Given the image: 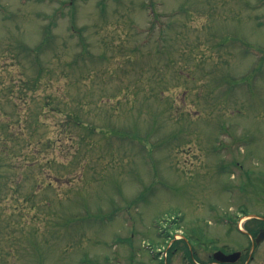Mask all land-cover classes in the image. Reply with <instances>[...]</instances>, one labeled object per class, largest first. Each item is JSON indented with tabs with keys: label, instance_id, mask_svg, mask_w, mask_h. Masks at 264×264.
I'll return each mask as SVG.
<instances>
[{
	"label": "rangeland",
	"instance_id": "374dc122",
	"mask_svg": "<svg viewBox=\"0 0 264 264\" xmlns=\"http://www.w3.org/2000/svg\"><path fill=\"white\" fill-rule=\"evenodd\" d=\"M261 183L264 0H0V264L243 248Z\"/></svg>",
	"mask_w": 264,
	"mask_h": 264
},
{
	"label": "flooded vegetation",
	"instance_id": "af4514ba",
	"mask_svg": "<svg viewBox=\"0 0 264 264\" xmlns=\"http://www.w3.org/2000/svg\"><path fill=\"white\" fill-rule=\"evenodd\" d=\"M240 166L242 167V165ZM248 179V175L242 178V180L246 182L249 181ZM250 187L252 188L250 190H252L253 196H256L260 201V198L264 197V185H250ZM256 188L262 192L261 196H259L256 191H253ZM250 200L249 197L240 199L238 200L239 203L237 206L246 207ZM251 211L246 212V214L250 216L242 219L241 217L243 214H240L236 219L237 222L241 218L240 233L247 239L246 242L248 243L246 246L243 248H239L238 246L231 248V246L227 244H222L220 246L211 247L204 256L201 255V251L196 250L191 253V264H264V212L258 210ZM217 251H222L225 255H220V259H216L214 253Z\"/></svg>",
	"mask_w": 264,
	"mask_h": 264
},
{
	"label": "trees",
	"instance_id": "16d2710c",
	"mask_svg": "<svg viewBox=\"0 0 264 264\" xmlns=\"http://www.w3.org/2000/svg\"><path fill=\"white\" fill-rule=\"evenodd\" d=\"M48 37V36H47ZM47 37H46V39L44 40V42H43V45H45L46 44V42H47ZM42 46V45H41ZM38 48H37V50L39 49V46H37ZM17 49H19L20 50V52H21V50L22 51H24V52H22V53H25V56H27V57H30L31 55H32V50H28L27 49V47L24 45V44H21V45H19V47H17ZM84 51H85V53H87L88 51H87V49H84ZM35 55H33V57H34ZM33 60V59H32ZM72 112L74 113V111L72 110ZM76 116H78L76 113H74ZM75 116V117H76ZM78 122L80 123L81 121L80 120H78Z\"/></svg>",
	"mask_w": 264,
	"mask_h": 264
},
{
	"label": "water",
	"instance_id": "95a60500",
	"mask_svg": "<svg viewBox=\"0 0 264 264\" xmlns=\"http://www.w3.org/2000/svg\"><path fill=\"white\" fill-rule=\"evenodd\" d=\"M220 255H222V256H223L224 254H223V253H221L220 251H219V252H216V253H214V257H215V258H218V259H220V258H219V256H220Z\"/></svg>",
	"mask_w": 264,
	"mask_h": 264
}]
</instances>
